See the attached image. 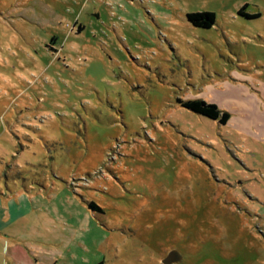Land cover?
Segmentation results:
<instances>
[{"label": "rangeland", "instance_id": "obj_1", "mask_svg": "<svg viewBox=\"0 0 264 264\" xmlns=\"http://www.w3.org/2000/svg\"><path fill=\"white\" fill-rule=\"evenodd\" d=\"M263 122L264 0H0V187L104 210L27 215L60 264H264Z\"/></svg>", "mask_w": 264, "mask_h": 264}, {"label": "crops", "instance_id": "obj_2", "mask_svg": "<svg viewBox=\"0 0 264 264\" xmlns=\"http://www.w3.org/2000/svg\"><path fill=\"white\" fill-rule=\"evenodd\" d=\"M248 81V75L240 74ZM239 76V77H240ZM252 123L248 122V132L254 136ZM264 124V122H263ZM15 183V182H14ZM9 184V183H8ZM56 181L50 180L46 184H13L11 188L2 184L0 187V246L5 252L0 264H60L62 251L59 244L45 243L41 234L33 232V225L23 223L27 215H49L52 221L75 228V214L70 207H88L86 196H79L71 191L69 186H62L55 190ZM63 198L60 204L59 199ZM68 207V208H67ZM62 209V210H61ZM65 211L64 213H61ZM10 229L7 234L3 232ZM57 245L55 247H51ZM98 263V262H97ZM96 264V263H95Z\"/></svg>", "mask_w": 264, "mask_h": 264}, {"label": "trees", "instance_id": "obj_3", "mask_svg": "<svg viewBox=\"0 0 264 264\" xmlns=\"http://www.w3.org/2000/svg\"><path fill=\"white\" fill-rule=\"evenodd\" d=\"M248 5H244L239 9V13L246 17H258L260 14H249L245 12ZM188 20L195 26L210 28L216 23V13L213 11H198L187 14ZM181 106L192 110L200 115L206 116L213 120H218L222 124H226L231 114L228 111L220 109L215 103H209L202 98H195L189 100H179ZM88 207L97 212H104L103 208L94 201H87ZM96 264H104V261H99Z\"/></svg>", "mask_w": 264, "mask_h": 264}, {"label": "water", "instance_id": "obj_4", "mask_svg": "<svg viewBox=\"0 0 264 264\" xmlns=\"http://www.w3.org/2000/svg\"><path fill=\"white\" fill-rule=\"evenodd\" d=\"M182 255L176 249H172L163 260L164 264H171L172 262H181Z\"/></svg>", "mask_w": 264, "mask_h": 264}, {"label": "flooded vegetation", "instance_id": "obj_5", "mask_svg": "<svg viewBox=\"0 0 264 264\" xmlns=\"http://www.w3.org/2000/svg\"><path fill=\"white\" fill-rule=\"evenodd\" d=\"M246 10V9H245ZM246 12V11H245ZM247 13V12H246ZM242 15V14H241ZM180 262H172L171 264H179Z\"/></svg>", "mask_w": 264, "mask_h": 264}]
</instances>
